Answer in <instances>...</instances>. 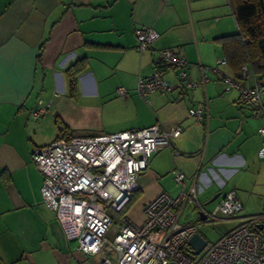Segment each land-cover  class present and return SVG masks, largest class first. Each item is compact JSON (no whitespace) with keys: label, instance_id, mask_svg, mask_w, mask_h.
Returning <instances> with one entry per match:
<instances>
[{"label":"crops","instance_id":"0c3cea01","mask_svg":"<svg viewBox=\"0 0 264 264\" xmlns=\"http://www.w3.org/2000/svg\"><path fill=\"white\" fill-rule=\"evenodd\" d=\"M142 27L160 38L140 51ZM238 31L232 0H0V264H100L104 257L115 263L111 252L79 251L43 201L44 176L31 153L56 140L62 125L71 130L64 138L157 124L181 129L137 176L127 209L136 223L159 193L177 196L194 184L198 198L220 193V200L234 190L245 215H264V115L254 116L240 92L227 90L213 72L218 67L234 78L218 38ZM165 48L186 58L197 86L186 89L180 69L165 68L172 89L143 96L138 79L153 75ZM40 106L46 111L36 119ZM200 107L202 119L189 115Z\"/></svg>","mask_w":264,"mask_h":264},{"label":"built area","instance_id":"2783aa9c","mask_svg":"<svg viewBox=\"0 0 264 264\" xmlns=\"http://www.w3.org/2000/svg\"><path fill=\"white\" fill-rule=\"evenodd\" d=\"M136 36L137 47L143 51L160 38V33L142 27L136 31ZM224 62L218 60V64ZM154 64L152 76L138 79L141 95L172 89L164 77L165 68L180 69L177 76L186 89L197 86L185 71L186 58L174 49H161ZM207 71L202 69L204 78ZM213 72L227 90L240 92L254 116L264 115V83L251 77L248 65L242 66L243 81L224 74L218 67ZM45 111L40 106L33 112L34 118L38 119ZM188 113L202 119L205 111L202 107L191 108ZM180 133V128L167 131L157 124L118 133L59 138L36 146L31 154L44 176V203L56 213L65 237L77 241L79 251L90 255L114 254L115 263L104 257L100 264H264V215L245 217L242 224L217 241L207 242L199 254L188 252V240L199 232L203 221L231 218L242 210L234 190L228 191L212 211H207L199 200L200 190L196 184L187 191L181 190L177 196L161 192L144 207L141 223L128 216L125 208L138 190V174L148 168L159 145L169 144ZM259 133L264 137V123ZM259 156L264 159V141ZM173 175L177 183L186 181L179 170H174ZM190 204L199 219L183 222L182 217ZM108 209L119 217L112 243L106 238L114 223ZM200 213L204 219L200 218Z\"/></svg>","mask_w":264,"mask_h":264},{"label":"trees","instance_id":"16d2710c","mask_svg":"<svg viewBox=\"0 0 264 264\" xmlns=\"http://www.w3.org/2000/svg\"><path fill=\"white\" fill-rule=\"evenodd\" d=\"M239 26V31L218 38L228 63L234 70V78L243 81L242 66L248 65L251 77L264 83V0H232ZM248 39V42L245 40ZM77 66L71 67L72 89H75ZM67 125L60 127L59 138L69 135ZM68 137L66 139H70ZM134 196V194H133ZM133 200V197L131 201ZM131 201L126 206L131 204Z\"/></svg>","mask_w":264,"mask_h":264},{"label":"rangeland","instance_id":"374dc122","mask_svg":"<svg viewBox=\"0 0 264 264\" xmlns=\"http://www.w3.org/2000/svg\"><path fill=\"white\" fill-rule=\"evenodd\" d=\"M174 177V175H173ZM200 201L202 203H205L207 201L206 196L201 195L199 197ZM219 200H215L207 205H205V208L207 211H212L215 206L218 204ZM107 212L113 217L114 223L108 230L106 234V238L108 242L112 243L114 241L115 234L118 231L117 223L119 221V217L117 214L112 212L110 209L107 210ZM256 214V213H254ZM253 214V215H254ZM249 215H245L244 211L238 212L235 216L223 220H216V221H203L200 224L199 232L207 239L208 242H215L217 241L223 234L227 233L228 231L234 229L235 227L242 224L243 220L241 218L246 217ZM199 219V216L197 215L196 209L193 210V207L187 206L185 210V214L182 217L183 222H190V221H197Z\"/></svg>","mask_w":264,"mask_h":264},{"label":"water","instance_id":"95a60500","mask_svg":"<svg viewBox=\"0 0 264 264\" xmlns=\"http://www.w3.org/2000/svg\"><path fill=\"white\" fill-rule=\"evenodd\" d=\"M220 196V193H218L217 195H215L213 198H211L210 200L206 201L204 204L207 205L213 201H215L218 197ZM200 218L204 219V215L203 213H200ZM207 239L200 233H195L189 240H188V252L191 254H199L203 248L205 247V245L207 244ZM167 264H176L175 262H169Z\"/></svg>","mask_w":264,"mask_h":264}]
</instances>
